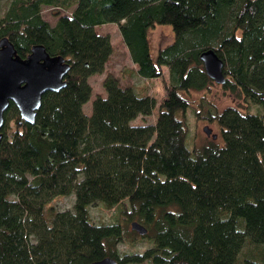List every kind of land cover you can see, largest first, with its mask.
I'll list each match as a JSON object with an SVG mask.
<instances>
[{
    "label": "trees",
    "instance_id": "obj_1",
    "mask_svg": "<svg viewBox=\"0 0 264 264\" xmlns=\"http://www.w3.org/2000/svg\"><path fill=\"white\" fill-rule=\"evenodd\" d=\"M43 6L55 9L53 25ZM109 22L118 24L140 76L161 77L165 68L168 80L157 101L107 74L106 94L94 96L87 114L88 78L112 53L109 36L95 27ZM156 24H168L174 38L152 57L148 30ZM1 36L23 57L42 43L70 68L64 87L43 93L34 123L13 102L4 112L0 264L105 256L117 264H264V116L236 105L218 110L203 98L196 117L215 123L218 134L190 148L183 95L212 83L199 54L213 48L224 61L222 87L264 105V0H7ZM153 113V122L133 121ZM69 194L72 208L50 204ZM96 202L147 232L128 237L118 218L93 221ZM136 238L142 249L120 250Z\"/></svg>",
    "mask_w": 264,
    "mask_h": 264
},
{
    "label": "rangeland",
    "instance_id": "obj_2",
    "mask_svg": "<svg viewBox=\"0 0 264 264\" xmlns=\"http://www.w3.org/2000/svg\"><path fill=\"white\" fill-rule=\"evenodd\" d=\"M6 5L7 0H2L0 6V16L4 13ZM62 12L69 13V10H64ZM41 15L52 25L57 19L55 9L51 6H43L41 9ZM95 29L98 33L107 34L109 36L112 45V53L108 61L105 63L104 71L102 73L93 74L88 78V81L92 86V95L90 100L83 105L84 112L87 114L90 113L91 100L95 95L100 94L105 96L106 92L102 85V81L107 74L117 76L121 85H132L138 93H148L155 96L157 101H159L162 93L164 92V80H168L167 70L164 68V76L161 77L144 78L140 76L136 71L137 65L132 61L128 48L122 39L118 24L113 22L104 23L96 26ZM173 38V31L168 24H156L149 28L148 41L151 56L155 57L158 48L171 42ZM183 95L187 97L190 102V107L186 110L184 116L185 123L188 128L187 143L190 148L203 145L211 139V136L207 135L203 130L205 125L210 126L212 128V132L218 134L219 129L215 123L209 122L204 118L196 117L195 111L201 110V100L203 98L213 104L218 110L227 105H236L241 109L248 108L252 111H258L264 116V105H248L242 97L224 89L220 83L213 80L208 88L202 90H191L188 93L183 92ZM154 119L155 113L146 116H138L133 121L153 122ZM215 140L220 143L218 137ZM73 201L74 195L69 194L61 197H55L51 200L50 204L53 205L55 209H70L72 208ZM89 213L92 220L95 222H111L118 218L127 231L126 236L130 237L134 235L132 233L133 229L130 227V222L132 220H125L124 216L119 213L115 207H108L104 203L96 202L89 206ZM142 247L143 241L140 239L133 244L121 243L119 245L120 250L142 249ZM246 248H244L241 252L240 258H243L248 254V250Z\"/></svg>",
    "mask_w": 264,
    "mask_h": 264
},
{
    "label": "water",
    "instance_id": "obj_3",
    "mask_svg": "<svg viewBox=\"0 0 264 264\" xmlns=\"http://www.w3.org/2000/svg\"><path fill=\"white\" fill-rule=\"evenodd\" d=\"M206 74L215 82L225 81L224 61L213 48L200 52ZM70 64L60 54H50L44 44L35 43L26 56H21L13 42L7 36L0 37V140L1 127L4 124V112L10 102L18 108L25 122L34 123L44 92L57 91L66 85L64 75ZM212 138L217 134L208 125L203 127ZM130 227L139 234L147 232L145 225L137 220L130 222ZM86 264H117L111 256L88 262Z\"/></svg>",
    "mask_w": 264,
    "mask_h": 264
}]
</instances>
